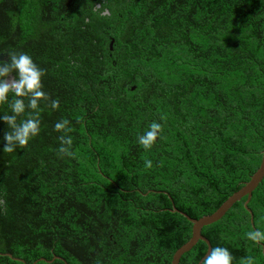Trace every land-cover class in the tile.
I'll return each mask as SVG.
<instances>
[{"label": "trees", "instance_id": "16d2710c", "mask_svg": "<svg viewBox=\"0 0 264 264\" xmlns=\"http://www.w3.org/2000/svg\"><path fill=\"white\" fill-rule=\"evenodd\" d=\"M9 47L46 69L59 107L45 101L40 134L0 151V264H172L193 222L170 208L211 214L261 164L264 0H0ZM61 118L70 133L53 130ZM246 199L202 233L233 264H264V242L246 237L264 230V178L251 211ZM207 249L200 239L180 264Z\"/></svg>", "mask_w": 264, "mask_h": 264}, {"label": "clouds", "instance_id": "9594fccd", "mask_svg": "<svg viewBox=\"0 0 264 264\" xmlns=\"http://www.w3.org/2000/svg\"><path fill=\"white\" fill-rule=\"evenodd\" d=\"M99 7V6H98ZM0 122L7 127L3 132L0 143L3 144L0 151L12 153L17 147L27 146L37 137L42 130L41 113L44 111L42 104L48 101L53 109L59 107V102L51 99L44 91L43 78L46 69L40 67L33 57L27 52H17L14 48H0ZM7 105L9 111H3ZM56 132L65 134L72 131L71 122L67 118H61L53 125ZM162 131V124L153 121L148 129L137 137L138 144L145 150L150 149L156 143ZM58 151L68 156L73 155L72 137L62 135ZM145 166L151 167L152 161L145 160ZM247 239L256 244L264 242V230L256 228L246 233ZM244 264H254V257H246ZM234 257L227 247L216 246L210 248L202 258L201 264H233Z\"/></svg>", "mask_w": 264, "mask_h": 264}, {"label": "water", "instance_id": "95a60500", "mask_svg": "<svg viewBox=\"0 0 264 264\" xmlns=\"http://www.w3.org/2000/svg\"><path fill=\"white\" fill-rule=\"evenodd\" d=\"M263 178H264V151H263V157H262L261 164H260L259 168L256 170V172L251 176L250 180L245 182L244 185L240 189H238L232 195H230L218 207V209L215 210L213 213L206 214L200 218H194L191 215H189L187 212L180 210L176 206H173L172 208H170V210H172V211H177V212L182 213L191 222H193L192 236L190 237V239L188 241H186L183 245H181L175 251L173 258H172V264H180V260L183 256V254L185 252L189 251L200 239L204 240L208 244L207 252L209 251L210 248H213L210 239L202 233L203 227L205 225L211 224V223L216 222L217 220L221 219L226 214V212L234 205L235 202L241 200L245 196L247 197V199L245 201V206L249 211H251L249 206H248V203L250 202V200L252 198L253 191L259 185V183L262 181ZM207 252L205 253V255L207 254ZM4 254L9 255L11 257H14L11 253H8V252H6ZM57 257L66 261L65 258H63L61 256H55L54 258H57ZM14 258L24 261V259H22L20 257H14ZM202 258L200 259L198 264H201ZM40 259L45 260L47 258L43 257ZM48 261H51V259ZM66 263L69 264L67 261H66Z\"/></svg>", "mask_w": 264, "mask_h": 264}, {"label": "bare ground", "instance_id": "6f19581e", "mask_svg": "<svg viewBox=\"0 0 264 264\" xmlns=\"http://www.w3.org/2000/svg\"><path fill=\"white\" fill-rule=\"evenodd\" d=\"M82 199V198H81Z\"/></svg>", "mask_w": 264, "mask_h": 264}]
</instances>
